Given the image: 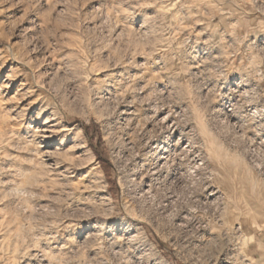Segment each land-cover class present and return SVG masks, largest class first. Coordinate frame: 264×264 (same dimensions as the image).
I'll return each mask as SVG.
<instances>
[{"label":"rangeland","instance_id":"374dc122","mask_svg":"<svg viewBox=\"0 0 264 264\" xmlns=\"http://www.w3.org/2000/svg\"><path fill=\"white\" fill-rule=\"evenodd\" d=\"M0 264H264V0H0Z\"/></svg>","mask_w":264,"mask_h":264},{"label":"bare ground","instance_id":"6f19581e","mask_svg":"<svg viewBox=\"0 0 264 264\" xmlns=\"http://www.w3.org/2000/svg\"><path fill=\"white\" fill-rule=\"evenodd\" d=\"M168 115H169V114H168ZM168 115H167V116H168ZM184 117H185V116H184ZM166 119H167V118H166ZM161 120H162V119H161ZM177 120H178V119H177ZM168 121H169V120H168ZM162 123H163V122H162ZM160 124H161V123H160ZM43 125H45V124H43ZM46 128H47V127H46ZM187 128H188V127H187ZM200 129H201V128H200ZM203 130H204V129H203ZM172 131H173V130H172ZM172 131H171V132H172ZM175 131H176V130H175ZM181 134H182V133H181ZM162 135H163V134H162ZM198 135H199V134H198ZM204 135H205V133H204ZM200 136H201V134H200ZM149 137H150V136H149ZM206 137H207V136H206ZM151 138H152V137H151ZM169 138H170V137H169ZM208 138H209V137H208ZM208 138H207V139H208ZM210 138H211V137H210ZM210 138H209V140L211 141ZM213 140H214V139H213ZM183 141H184V140H183ZM166 142H167V141H166ZM147 143H148V142H147ZM208 143H209V142H208ZM211 143H212V142H211ZM155 144H156V143H155ZM155 144H154V145H155ZM212 144H213V143H212ZM212 144H211V145H212ZM211 145H210V146H211ZM208 146H209V145H208ZM212 147H213V149H215L214 146H212ZM212 147H210V148H212ZM154 148H155V146H154ZM164 148H165V147H164ZM164 148H163V149H164ZM166 148H167V147H166ZM170 148H171V147H170ZM170 148H169V149H170ZM210 148H209L208 150H210ZM159 149H160V148H159ZM159 149H158V150H159ZM163 151H164V150H163ZM210 151H211V150H210ZM168 152H169V151H168ZM211 152H213V150H212ZM215 152H216V151H215ZM164 153H165V152H164ZM182 153H183V152H182ZM157 154H158V153H157ZM160 154H161V153H160ZM165 154H166V153H165ZM168 154H169V153H168ZM210 154H211V153H210ZM213 154H214V153H213ZM227 155H228V154H227ZM164 156H166V155H164ZM208 156H209V155H208ZM213 156H214V155H213ZM216 157H219V156H216ZM216 157H214V158H216ZM159 158H160V157H159ZM163 158H164V157H163ZM154 159H156V158H154ZM217 159H218V158H217ZM170 160H171V159H170ZM159 162H161V161L159 160ZM172 162H173V160H172ZM220 162H221V161H220ZM175 163H176V162H175ZM175 163H174V164H175ZM188 163H189V162H188ZM144 164H145V163H144ZM162 164H163V163H162ZM183 164H184V163H183ZM167 165H168V164H167ZM177 166H178V165H177ZM187 166H188V165H187ZM199 166H200V165H199ZM164 167H165V166H164ZM185 167H186V166H185ZM156 168H157V167H156ZM156 168H155V169H156ZM159 168H160V167H159ZM166 168H167V167H166ZM176 172H177V171H176ZM152 173H153V172H152ZM157 173H158V172H157ZM177 174H178V173H177ZM154 176H156V175H154ZM178 176H179V175H178ZM156 179H157V178H156ZM151 181H152V180H151ZM156 182H157V181H156ZM205 230H206V229H205ZM238 230H239V229H238ZM244 253H245V256L248 257L246 249H244Z\"/></svg>","mask_w":264,"mask_h":264}]
</instances>
